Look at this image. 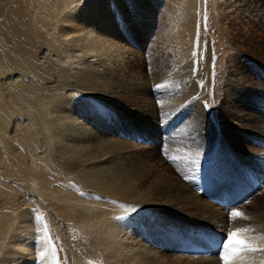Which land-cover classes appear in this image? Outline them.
Listing matches in <instances>:
<instances>
[{"label": "rangeland", "instance_id": "1", "mask_svg": "<svg viewBox=\"0 0 264 264\" xmlns=\"http://www.w3.org/2000/svg\"><path fill=\"white\" fill-rule=\"evenodd\" d=\"M180 1L107 0L115 25L106 40L120 57H110L112 70L95 82L104 95L82 91L69 76L48 85L69 101L74 120L133 149L114 170L126 188L121 196L104 191L112 176L100 175L101 164L66 166L36 99L9 98L22 108L14 120L36 129L25 136L33 153L17 178L23 181L17 165L0 164V223L23 228L24 264H107L109 256L111 264H134L118 255L121 238L153 249L157 264L209 254L220 260L222 241L237 228L255 232L243 235L258 250L241 252L236 264H264V0H194V19L182 25L172 19ZM11 76L24 88L45 86L32 75ZM9 131L0 151L25 155ZM82 207L105 219L101 239L97 223L85 227L73 213ZM233 209L245 218L230 219Z\"/></svg>", "mask_w": 264, "mask_h": 264}, {"label": "bare ground", "instance_id": "2", "mask_svg": "<svg viewBox=\"0 0 264 264\" xmlns=\"http://www.w3.org/2000/svg\"><path fill=\"white\" fill-rule=\"evenodd\" d=\"M93 1L95 0H0V142L10 134L11 128L17 132L16 135L14 134V141L19 142L26 150L25 155L14 152V148L1 150L0 164L8 163L12 167L17 165L16 180L23 181L17 178L27 164L25 159L30 158L33 153L25 136H33L36 129L24 125L22 128L21 123L14 120L16 115L22 114V108L13 104L9 98L16 101L15 97H17L29 103V99H34V102L36 99L39 109H37L38 112L34 110L38 113V117L42 118L45 130L49 132L48 135L54 142L55 149L65 158L66 166L78 169L101 164L98 169L100 175L112 176V180L105 181L104 191H109L114 196H121L126 188L121 184V175L114 170L117 168L120 170L126 166L123 161L133 155V149L128 146L116 147V143L103 135L101 130L92 128L90 121L84 124L74 120L69 101L63 102L58 92L53 89L54 86L48 87L57 76H61L62 79L64 76H69L75 78L82 91L91 90L94 94L104 95L97 89L95 82L112 70L114 62L110 60V57L114 56L113 61H117L120 56L111 53L110 49L113 47L106 40L115 25V22L113 24L109 20V15L103 8L107 0L97 5ZM193 1H180V14L178 16L172 14V19L183 18L180 25L190 23L195 16ZM78 55L81 57V62H78L79 66L75 67L73 63ZM88 57H94L95 62H89ZM14 74L32 75L40 82L43 80L45 86H38L39 83L34 82L24 88L22 84L15 83L17 78L11 76ZM140 114L146 117L149 112L143 110ZM35 116V119H38L37 114ZM199 116L205 117L203 110L200 111ZM11 175L13 176L12 173ZM92 189L98 193L103 192L94 187H91ZM110 193L105 194L110 195ZM86 210L87 207H82L73 213L78 214V218L86 223L83 224L85 227L97 223L101 239V233L107 227L104 223L105 219H101V216H91V213L94 214L95 211L89 209L90 212L87 211L90 216H81L80 214ZM22 218L21 223H23ZM22 231L21 226L13 230L9 223L4 225L0 223V264H24L30 260L24 256L25 250L20 247L22 243L19 239ZM114 232L116 231L109 227V233ZM250 233L253 235L255 232L250 231ZM222 236H224L223 233L219 239ZM121 240L120 250L117 252L121 260L136 259L137 262L134 264L160 262L157 254L153 253V249L145 248L142 243L131 241L132 239L129 238H121ZM135 243L138 246H135ZM100 248L104 253V247L101 245ZM188 259L182 264H222L221 259L214 258V254ZM111 260L110 256L107 257L106 263L111 264ZM178 262H181L179 257L176 260V263Z\"/></svg>", "mask_w": 264, "mask_h": 264}, {"label": "snow or ice", "instance_id": "3", "mask_svg": "<svg viewBox=\"0 0 264 264\" xmlns=\"http://www.w3.org/2000/svg\"><path fill=\"white\" fill-rule=\"evenodd\" d=\"M193 55L196 53L194 52ZM229 215L230 219L245 218L244 214L237 209H233ZM250 231H252L250 228H237L227 233L226 238L222 241V249L219 251L222 264H236L237 257L241 252L258 250L243 235Z\"/></svg>", "mask_w": 264, "mask_h": 264}]
</instances>
